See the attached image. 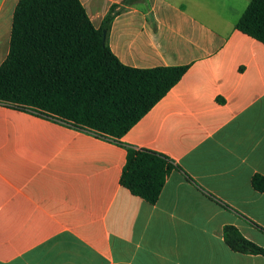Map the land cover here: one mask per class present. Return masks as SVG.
Instances as JSON below:
<instances>
[{"label":"crops","instance_id":"crops-1","mask_svg":"<svg viewBox=\"0 0 264 264\" xmlns=\"http://www.w3.org/2000/svg\"><path fill=\"white\" fill-rule=\"evenodd\" d=\"M79 1L98 29L122 0ZM250 1L145 0L113 19L123 65L188 66L117 140L0 104V264H264L222 235L232 225L264 247L248 222L264 229L251 185L264 177V45L235 29ZM17 2L0 0V64ZM128 149L176 167L153 205L120 185Z\"/></svg>","mask_w":264,"mask_h":264},{"label":"trees","instance_id":"trees-1","mask_svg":"<svg viewBox=\"0 0 264 264\" xmlns=\"http://www.w3.org/2000/svg\"><path fill=\"white\" fill-rule=\"evenodd\" d=\"M138 4L139 0L112 4L97 29L79 0H18L8 53L0 64V104L54 118L101 138H121L188 68H132L111 52L108 33L113 19ZM147 20L155 29L150 15ZM235 29L264 45V0L250 1ZM174 168L160 154L128 149L119 182L153 205ZM251 185L263 192L264 177L254 175ZM222 235L231 251L264 258V247L244 238L234 226L225 225Z\"/></svg>","mask_w":264,"mask_h":264},{"label":"rangeland","instance_id":"rangeland-1","mask_svg":"<svg viewBox=\"0 0 264 264\" xmlns=\"http://www.w3.org/2000/svg\"><path fill=\"white\" fill-rule=\"evenodd\" d=\"M139 2L141 3V0H139ZM144 2H145V0L142 1V3H144ZM142 3H141V4H142Z\"/></svg>","mask_w":264,"mask_h":264},{"label":"built area","instance_id":"built-area-1","mask_svg":"<svg viewBox=\"0 0 264 264\" xmlns=\"http://www.w3.org/2000/svg\"><path fill=\"white\" fill-rule=\"evenodd\" d=\"M94 135H96V134H94ZM97 136V135H96Z\"/></svg>","mask_w":264,"mask_h":264}]
</instances>
